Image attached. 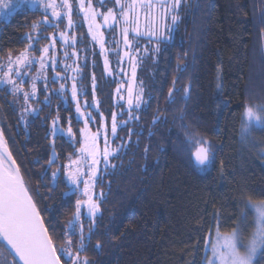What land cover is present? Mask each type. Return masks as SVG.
I'll list each match as a JSON object with an SVG mask.
<instances>
[{
    "label": "trees",
    "instance_id": "16d2710c",
    "mask_svg": "<svg viewBox=\"0 0 264 264\" xmlns=\"http://www.w3.org/2000/svg\"><path fill=\"white\" fill-rule=\"evenodd\" d=\"M92 4L101 8L97 0ZM113 6L108 2L107 7ZM41 13L27 6L9 20H0V58L6 60L9 50L16 55L27 47L25 34L33 31L31 24L42 19ZM177 15V23L170 25L172 39L161 45L159 53L149 37L137 38L129 33V39L138 41L133 44L139 48L134 61L136 77L143 89V101L150 107L142 103L139 109L133 108L138 120L129 119L128 111L117 116V121H127L117 127L114 140L117 147H123L118 158L114 156L116 167L108 168L98 179L97 188L103 190L104 199L92 244L99 239L103 250L89 248L90 264H204V242L214 227L216 214L230 229L242 207L235 198L241 188L254 199L264 198V157L258 148L240 141L243 103L264 104V0H182ZM76 29L85 35L83 52L88 57L79 79V92L83 90L79 96L90 100L94 95L98 103L95 117L99 120L101 114L110 123L111 114L121 108L116 95L118 82L106 71L104 58L92 48L90 34L78 18ZM54 30L48 28L49 37ZM116 32L117 25L110 28L107 38H117ZM49 40L41 39L39 47ZM123 47L122 40L117 56ZM218 66L222 94L217 88ZM53 76L49 68L48 80ZM60 83H49V107L36 102L44 100L42 82L38 83L32 105L42 111L38 118L25 117L27 126L19 120L23 101L17 103L5 86H0V127L26 183L34 194L36 190L41 193L36 199L42 215L47 220L55 213L57 233L71 218L75 200L82 198L79 193L64 195L67 184L62 165L68 163L70 154L73 158L78 155L83 122L76 118L70 91L51 95ZM189 85V99H184L183 91H173L175 103H170V90ZM66 87H70L68 82ZM222 97L231 101L228 107L220 103ZM57 115L64 128L71 117L75 133L72 141L66 133L50 135L51 121ZM157 116L159 122L154 125ZM183 126H191L215 144L214 168L202 172L194 159L180 150ZM92 127L96 129V124ZM253 138L264 145V131L254 132ZM53 146L59 159L44 176ZM145 148L149 149L147 154ZM58 167L59 187H54L51 172ZM45 208L50 211L44 212ZM84 223L87 232V218ZM73 240L75 243L76 237ZM255 264H264V259L258 256Z\"/></svg>",
    "mask_w": 264,
    "mask_h": 264
},
{
    "label": "snow or ice",
    "instance_id": "6c2138e0",
    "mask_svg": "<svg viewBox=\"0 0 264 264\" xmlns=\"http://www.w3.org/2000/svg\"><path fill=\"white\" fill-rule=\"evenodd\" d=\"M108 2L113 3V7H107ZM30 3L33 8L39 5L43 10L42 19L31 24L32 32L26 33L24 39L27 40V47L18 54L13 55L8 51L6 60L0 58V86H5V91L16 98V102L23 101L19 109V120L25 126L28 121L26 116L39 117L40 111L32 107V102L38 94V82H42L44 100H36L43 103L45 107L51 105L49 97V83L56 84L60 80L67 81L69 77L61 76L57 68V59L54 54L57 33L47 34L48 28L59 29L60 23L66 18L65 31L58 32V38L62 41L65 48L76 44L75 36H69L68 30L74 27L73 3L72 0H0V16L7 18L11 16L17 7L22 4ZM182 0H97L101 8H106V12L99 11L93 6L92 0H79L78 13L83 15L81 20L86 21L88 32L92 34L93 40H99L101 48H104V34L100 31L103 25L112 28L113 25L120 26V34L126 48L131 49L133 41L129 39V33H134L135 37L148 36L149 43L155 42L154 51L159 53L162 44H167L172 39L171 25H175L178 20L177 12ZM7 10V11H6ZM53 19H49V17ZM103 18V25L97 22V17ZM145 21L147 27L141 31V19ZM264 19V17H262ZM43 25V30L41 26ZM35 33V35L33 34ZM41 39H50L47 46L39 47ZM50 49L53 54L50 55ZM39 51L40 55H35ZM106 51V50H105ZM147 52V49H144ZM129 55V52H125ZM64 57L70 58L69 52H64ZM50 62V63H49ZM105 68H108V59L105 55ZM38 64L39 70L35 75H30L33 66ZM49 67L54 72L51 81L48 80L47 72ZM71 69L70 65L65 64L64 70ZM78 74L79 69H71ZM186 71V69H179ZM109 74L111 71L109 69ZM136 66L132 63V78L135 80ZM30 81V90H25V78ZM76 75L71 77V97L76 100L77 120H83L84 128L80 129L82 143L77 149L78 155L75 158L70 154L68 163L62 165L63 175L66 178L67 190L66 197L80 194L75 200L74 211L67 224L57 233L59 221L55 213L47 219L42 215L41 208L38 206L36 197L41 193L36 190L35 194L26 183L22 175L21 168L13 158L12 152L8 147V141L4 135L3 127H0V264H90L87 251L91 247L95 251H102V244L99 239L95 245L92 244L93 238L97 235L95 225L97 218L102 219L101 202L104 199V192L95 191L97 185V173L101 171V158L104 162V171L110 164L109 157L117 156L123 145L111 148L108 136L109 127L104 125L103 132L99 128L91 131L88 127L89 121L95 117L91 112L82 111L79 104ZM175 81L173 84L175 85ZM217 88L223 93L221 84L220 70L218 66ZM95 89V77L93 76V90ZM189 89H173L169 91L170 103H175L173 91H183L184 99L190 98ZM65 91V84L60 83V87L53 91L51 95L62 94ZM119 92V89H117ZM128 93V112L129 119L138 120L139 116L134 115L133 109V90L131 87ZM141 103L145 107H150L143 101V89L135 97V109H139ZM220 103L228 107L231 103L229 99L221 98ZM85 102V108H89ZM244 111L240 118V141L242 145H251L259 149V155L264 157V145L258 144L253 133L264 131V104H250L247 100L242 105ZM159 122L157 116L153 124ZM126 125L127 121H123ZM69 127L66 130L69 141L75 136L71 127V117L68 118ZM117 117L111 114L110 134L116 137ZM184 139L181 141L180 150L186 154L190 160L200 166L202 172H207L215 167L216 146L205 135L191 126H183ZM64 134L65 130L59 124V115L51 121L50 135L55 137L57 134ZM151 135V133H150ZM103 136L104 146L101 148L100 139ZM54 145V142H53ZM145 154L149 149L145 148ZM163 151V148H161ZM59 157L53 146L52 157L47 160L48 168L44 171V176L50 171L51 166L56 164ZM221 176L224 177L223 162H221ZM61 175L60 168L51 172V180L54 187H59L58 180ZM43 178V177H42ZM83 185V187H81ZM51 189H49L50 191ZM242 204L239 216L235 218V226L230 229L225 228L219 216L214 217V232L209 231L210 239L204 242V264H255L257 257L264 259V198L254 199L246 189L241 188L236 197ZM82 209H86L88 220L87 232L85 231L84 215ZM50 209L45 208L44 212ZM252 221L249 223V216ZM250 229V231H249ZM76 237L74 243L73 238ZM62 241V242H61ZM63 257V259H62Z\"/></svg>",
    "mask_w": 264,
    "mask_h": 264
},
{
    "label": "rangeland",
    "instance_id": "374dc122",
    "mask_svg": "<svg viewBox=\"0 0 264 264\" xmlns=\"http://www.w3.org/2000/svg\"><path fill=\"white\" fill-rule=\"evenodd\" d=\"M78 2H79V0H72V3H73V20H74L75 23H74L73 29L72 30H68V35L69 36H75V38H76V44H75L74 49L72 47H68V48L63 47L62 41H60L59 38H58V32L59 31H65L66 18L64 19L63 22L60 23V28L58 30L57 29L54 30V32L57 33V40H56L55 49H54V54L56 55V59H57L56 71H59L61 73V76H65L66 75L67 77H69V79L67 81L60 80V82L62 81V83L65 84V91H68V92L69 91L71 92V82H72L71 81V77L73 75H76V77H77V79H76L77 92H78V99H79L80 108H81L82 111L91 112V115L93 117H95L96 111L98 112V103H97L96 97L93 95L92 99H90V100H87V99L86 100H81V98L79 96L80 92L83 93V90H81L79 92V79L80 78L82 79V75H83V68L82 67L87 65L88 57H86L85 52H83V51H86V41H85L86 38L84 37L85 35L84 34H80L77 31V29H76V20H77V18L81 21V24L84 25V27L86 28L87 32H88V25H87L86 21H83V20L80 19V17L83 14L82 13H78ZM14 3H15V0H14ZM87 3H88V0H85V6H87ZM27 6L28 7H32L30 3L22 4V5H20L19 7L16 8L14 13L16 11H18L19 9L27 7ZM35 8L42 10L39 5H36ZM97 9L99 11L106 12V8H103V9L102 8H97ZM11 16H8L7 18H5L4 16H0V20L1 21L9 20L11 18ZM49 19L51 20L53 18L50 16ZM97 22L100 23L101 25H103V18L101 16H98L97 17ZM169 25H171V22L169 23ZM114 26L115 25H113V27ZM146 27H147V25H146L145 21L142 18L141 19V31H144ZM109 30H110V27H108L107 25H103L101 27V29H100V31L103 32V34H104V37H103V39H104V48L103 49L101 48L99 40H93L92 39V34L90 32H88V33L90 34V37H89L90 43L93 45L92 48H94L97 53L99 52L100 57H103L104 60H105V55L107 56L108 68H106V71L109 73V69H110L111 75H113V77L116 78V81L118 82L117 83L118 84V88L117 89H119V92L116 91V95H117V103L120 105L121 108H120V110L116 111L117 113H115L116 117H117L118 115H121V113H123L124 111H128V107H129L128 104H127V99H128L127 90H128V88L131 87L132 90H133V108H135V97H136L137 93H139V91L141 90L139 81L137 80V77H136L137 74L135 76V80H133V78H132V63H134V61H135V59L137 57V53L139 52V48L135 47L134 45H132L131 49L123 47L121 55L117 56V51L122 46V36H121V44L119 45L118 30L115 33L117 38L115 36L111 35L109 37V39H108L107 38L108 37L107 36V32ZM130 34L134 35V33H131V32H130ZM50 36H51V34H50ZM141 37H148V36H141ZM130 40L134 41L133 44H136L138 42L137 40H133L131 38H130ZM49 42H50V40H49ZM65 51L69 52L70 58L66 59L64 57V52ZM125 52H129V55L126 56ZM40 54H38V55H40ZM52 54H53V50L50 49V55H52ZM111 61L114 63V68L112 66V62ZM65 64L70 65L71 69H77L78 68L79 69L78 74L76 72L72 71L71 69H69L68 71H65L64 70V65ZM49 68L51 69V67H49ZM37 70H39V65L38 64L33 66V71L30 73V75H35ZM53 74H54V72H53ZM67 82H68V85H70V87H66V83ZM28 86H30V81H29V78L26 77L25 78V85H24L25 90L29 89ZM37 87L39 89V85L38 84H37ZM74 101H75V104H76V100H74ZM85 102H87L88 105H91V107L85 108ZM32 107H35V106L32 105ZM81 121L83 122L82 119H81ZM92 123L96 124V129H94L92 127ZM105 124H107L108 127H109V136H108L109 144H110L111 148L115 149V148H117V146L115 145V142H114L115 137H113L110 134L111 122L108 123L106 118L103 115L100 114L99 120L95 117L94 120L89 121L88 127L93 132L96 131L97 128H99L101 130V132H103V128H104ZM120 124H123V121H120V122L117 121V125H118L117 127H119ZM84 127H85V125H84V123H82L81 129L84 128ZM62 128L65 130V133H66L67 128H64V127H62ZM116 135H117V133H116ZM81 137H82V134H81ZM82 139H83V137H82ZM100 146H101V148H103V146H104L103 136L100 139ZM113 159H114V156L113 157H109L110 164H113ZM100 168H101V171H99L97 173V183H98V179L101 176L102 172H104V170H103L104 169V162H103L102 158H101ZM109 168H110V166H109ZM81 187H83V185H81ZM95 191L97 193H99L101 191V190H99L97 188V185H96ZM82 214L84 215V218H87L86 217V209H82ZM251 221H252V216L250 215L249 216V223H251ZM212 231L214 232V227H213ZM249 231H250V229H249ZM207 239H210L209 235H207Z\"/></svg>",
    "mask_w": 264,
    "mask_h": 264
},
{
    "label": "water",
    "instance_id": "95a60500",
    "mask_svg": "<svg viewBox=\"0 0 264 264\" xmlns=\"http://www.w3.org/2000/svg\"><path fill=\"white\" fill-rule=\"evenodd\" d=\"M119 45L121 44L120 26L117 24ZM9 147V146H8ZM10 149V148H9ZM11 151V150H10ZM13 155V154H12ZM14 158V157H13Z\"/></svg>",
    "mask_w": 264,
    "mask_h": 264
}]
</instances>
